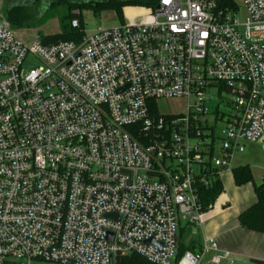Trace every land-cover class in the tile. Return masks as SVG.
I'll list each match as a JSON object with an SVG mask.
<instances>
[{
	"label": "built area",
	"instance_id": "built-area-1",
	"mask_svg": "<svg viewBox=\"0 0 264 264\" xmlns=\"http://www.w3.org/2000/svg\"><path fill=\"white\" fill-rule=\"evenodd\" d=\"M241 1L243 21L235 1L157 0L150 22L48 44L0 21V264L229 256L213 238L178 254V235L213 206L200 193L242 142L264 134V0ZM209 89L229 97L217 133ZM173 98L184 111L159 112Z\"/></svg>",
	"mask_w": 264,
	"mask_h": 264
},
{
	"label": "rangeland",
	"instance_id": "rangeland-1",
	"mask_svg": "<svg viewBox=\"0 0 264 264\" xmlns=\"http://www.w3.org/2000/svg\"><path fill=\"white\" fill-rule=\"evenodd\" d=\"M17 0H0V21L6 23L4 10L9 5L16 3ZM238 5L236 16L241 20L247 17V11L241 0H234ZM30 0H26L29 15L27 18L28 25H22L16 29L11 28L16 35L24 40H29L36 36H43L48 34H55L60 32L62 25L61 19L67 14V9L64 4H55L49 7L44 0L38 1V4H30ZM122 17H119L115 10L102 11L100 14H94L89 8L82 9V20L86 32L93 31L97 28H104L116 26L120 24L126 25H141L153 20L151 8L145 5L130 4L122 7ZM66 28H68V20H65ZM8 25V24H7ZM6 25V26H7ZM8 27V26H7ZM30 64H36V60L28 56L24 62V68L28 69ZM208 101L205 106L209 110L207 119L210 124L215 125V133L219 131L222 122L214 121L213 117L216 112L228 113V94L221 91L217 94L215 89L207 91ZM159 112L163 114L181 113L185 109V100L169 99L157 101ZM244 152L234 153L231 158L232 168L245 164L247 160L255 165L254 170L257 171V165L264 163V149L262 142L257 141H243ZM234 165V166H233ZM253 179V178H252ZM220 181L222 191L215 200V207L205 210L202 214L200 225L188 226L181 232V241L186 246H189L193 240L196 242L203 241L204 236L213 238L217 247L220 250H227L229 256L222 259L220 264H251L249 259L240 256L238 253L247 252L250 248L263 249L264 243L258 245L259 237L264 238L263 233L244 228L238 221L239 207L241 201L245 196L246 186L253 188V180L244 184H237L233 178L232 172H221ZM252 186V187H251ZM220 207L216 206L218 200ZM205 218V219H204ZM181 224L185 223L181 220ZM259 240V241H258ZM213 251L209 250L204 253L199 264H212L210 258Z\"/></svg>",
	"mask_w": 264,
	"mask_h": 264
},
{
	"label": "trees",
	"instance_id": "trees-1",
	"mask_svg": "<svg viewBox=\"0 0 264 264\" xmlns=\"http://www.w3.org/2000/svg\"><path fill=\"white\" fill-rule=\"evenodd\" d=\"M30 4H38L40 0H30ZM48 3V6H54L55 4H64L67 9V14L61 19L62 28L60 32L55 34H48L39 36L43 43H54L64 40L78 41L83 35L84 24L82 20V9L87 7L95 15L100 14L102 11L115 10L119 17H122V7L125 5L136 4L145 5L153 8L157 3V0H44ZM232 2L234 0H226ZM26 0H17L5 8L4 16L6 22L11 28H18L22 25H28L27 18L29 15ZM77 19L80 26L73 28L70 26V21ZM68 20V28H66V22ZM233 178L237 184H244L248 181H252V173L248 164H242L232 168L231 170ZM213 184L209 188L201 191V198L204 207L210 203H214L217 196L221 193L222 186L219 180H214ZM254 192L256 195L255 201L249 205L246 209L238 214V221L244 228L264 233V180L260 183L254 184ZM185 250L178 248V254L183 253ZM116 264H153L146 260L141 255L132 253L128 255H121L116 258Z\"/></svg>",
	"mask_w": 264,
	"mask_h": 264
},
{
	"label": "crops",
	"instance_id": "crops-1",
	"mask_svg": "<svg viewBox=\"0 0 264 264\" xmlns=\"http://www.w3.org/2000/svg\"><path fill=\"white\" fill-rule=\"evenodd\" d=\"M259 142H262V145H263V149H264V134L262 135V137L259 139ZM244 152V150L242 151ZM242 152H236V153H242ZM234 155V154H233ZM245 164H248L250 169H251V173H252V180H253V188H249V186H246V190L245 193H244V197L241 201V205H240V209H239V213L241 211H243L244 209H246L249 205H251L255 199H256V195H255V192H254V184H257V183H260L264 180V163L262 162V164L260 165H257L256 168H258L257 171L254 170V167L255 165L252 164L250 161H246L244 162ZM232 165V163H231ZM234 166V165H233ZM232 167V166H231ZM234 168V167H233ZM221 172H231V170H223V171H220L219 173V181H220V174ZM221 183V181H220ZM222 186V185H221ZM252 187V186H251ZM217 199V198H216ZM222 200V197H220V199L218 200L216 206L218 208H221L220 207V201ZM215 207V201H214V204L211 208ZM209 208V209H211ZM222 209V208H221ZM208 210V209H206ZM205 211V210H204ZM203 211V212H204ZM238 213V214H239ZM203 214V213H202ZM203 218V216H201V219ZM205 219V218H204ZM201 222V221H200ZM182 223V222H181ZM180 223V227H179V235H178V240H179V247H181V249H184L185 251L186 250H199L203 244V241H204V238H209V237H205L203 238V241H199V242H196L193 240V242L189 245V246H186L185 244H183V242L181 241V232L188 226H191L193 227V225L189 224V223H183L181 224ZM200 225V224H198ZM197 227V226H196ZM258 233H262V232H258ZM264 235V233H263ZM214 240V239H213ZM259 240L262 241L260 242L258 245H261L262 243H264V238H261L259 237ZM258 240V241H259ZM263 250V249H262ZM261 249H256L254 247L250 248L247 252H242V253H238L240 256L242 257H245V259H249L252 260V259H256V260H259V264H264V253L262 252Z\"/></svg>",
	"mask_w": 264,
	"mask_h": 264
},
{
	"label": "water",
	"instance_id": "water-1",
	"mask_svg": "<svg viewBox=\"0 0 264 264\" xmlns=\"http://www.w3.org/2000/svg\"><path fill=\"white\" fill-rule=\"evenodd\" d=\"M153 240L152 239H149L147 240V242H152ZM160 245V243H158ZM251 264H259V260H256V259H252L250 260Z\"/></svg>",
	"mask_w": 264,
	"mask_h": 264
}]
</instances>
